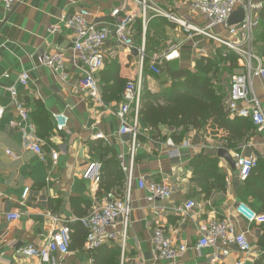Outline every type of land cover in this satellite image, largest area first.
Here are the masks:
<instances>
[{"label":"crops","instance_id":"obj_1","mask_svg":"<svg viewBox=\"0 0 264 264\" xmlns=\"http://www.w3.org/2000/svg\"><path fill=\"white\" fill-rule=\"evenodd\" d=\"M137 1L18 0L10 10H4L0 3V264H49L37 257L23 256L18 250L23 245L39 246L46 243L59 227V223L54 222L52 217L74 220L84 216L93 206L124 195L125 182L123 190L118 194L115 187L104 190L105 178L95 184L81 178L87 163H103L108 158L109 155L106 156L100 146L111 148L116 157L122 154L124 162L128 161L131 136L118 134L119 120L116 115L123 103L125 88L120 100H105L102 97L105 80L114 84L117 75L121 80L139 85L140 89L143 83L147 90L159 92L167 88L171 80L165 71L159 75L152 73L148 67L149 62L159 61V68L168 63L172 68L192 70L198 57L211 56L216 49L225 48L202 35H188L179 25L151 10L147 11L144 28ZM189 1L147 0L152 7L170 10L185 22L195 27H204L208 21L190 10ZM250 3L254 7H264V0H250ZM80 8L89 11L88 20L97 26L112 24L110 12L114 8L133 14L135 24L131 33L135 46L141 43L144 32L145 56L149 58L144 71L143 65H139L135 48H124L114 38L104 42L105 62L95 74L101 91L100 101L78 90L79 78L86 67L74 57L72 33L62 22ZM239 9L242 10L241 5L234 13ZM56 25V32L48 31L49 27ZM215 27L211 29L214 33L229 38L224 29ZM255 35L251 48L263 61L261 51L264 44L255 42ZM171 50L177 52L178 58L163 60V55ZM48 52L62 55L65 78L61 72H54L42 65L41 56ZM238 62L242 67V58ZM244 71L243 68L238 74ZM23 72L28 74L25 86L17 80ZM12 87L29 108L27 122H23L14 110L8 91ZM251 87L264 114V82L252 76ZM228 92L229 87L226 96ZM131 108L134 109V104H131ZM40 113L49 119L52 126L46 137H40L42 159L33 151L22 148L20 142L21 128L29 131L31 125L37 134ZM54 114H64L68 118L67 130H55L52 121ZM13 121L15 124L10 125ZM251 125L248 138L245 136L234 144L228 132L213 128L210 123L204 131L198 133L200 139H196L195 131L190 130L176 142L173 135H179L181 129L160 125L157 130H153L139 120L132 166L133 183L129 189L131 211L125 246L122 250L111 241L103 244L102 250L118 246V264H211L212 254L224 248L229 253L220 259V264H253L264 251L257 244L262 225L248 224L236 214L235 207L242 202L256 212L264 213L261 210L262 198L248 195L244 181L237 178L236 168H231L216 155L217 149L221 148L231 157L237 151L244 156L257 158L260 166L256 171L260 178L257 181H261L264 186V128ZM97 133H101L103 138H96ZM188 139L191 146L184 147L182 142ZM53 149L59 152L56 162L50 156ZM6 150H10L16 157L7 155ZM174 150H177L175 155L172 154ZM197 154L219 158L218 168L225 175V190H212L204 198L200 188L191 181L190 162ZM138 177H142L146 183H166L172 189L171 196L163 201L147 200L148 193L139 188ZM26 187L29 190L23 199L22 193ZM189 199H193L197 206L187 214L179 213L176 208ZM9 212H17L18 219L6 220L5 215ZM226 218L233 222L236 231L245 233L250 242V250L240 252L234 244L223 245L221 242H217L214 247L197 249L200 225L208 220ZM69 225V252L66 255L52 253L54 264H106V261H102V252L99 251L100 254L95 256L97 251L91 253L84 247V234L80 231L82 226L76 221ZM155 228L161 229L175 246H185V250L174 260L156 258L151 241ZM119 229L120 226L115 224L108 231L117 232Z\"/></svg>","mask_w":264,"mask_h":264},{"label":"built area","instance_id":"obj_2","mask_svg":"<svg viewBox=\"0 0 264 264\" xmlns=\"http://www.w3.org/2000/svg\"><path fill=\"white\" fill-rule=\"evenodd\" d=\"M18 0H0L4 10H10ZM140 6L139 17L143 26L147 21V11L151 10L154 14L159 15L166 20L179 25L188 35H202L212 42L223 46L244 60L242 67L244 73L235 74L230 81L229 92L224 99V109L231 118L239 117L250 120V122L259 128H264V114L259 105L258 99L252 92L251 77L254 76L264 82V63L259 56L253 52L251 42L254 34L257 32L260 21L258 12L261 6L254 7L250 0L244 3L242 0H190L188 5L190 10L204 16L208 21L202 27H195L181 18L177 17L170 10H162L158 7H152L147 0H138ZM243 9V19L235 24L229 25L228 19L234 13L235 9L240 6ZM90 13L85 8L76 10L71 16L62 20L63 25L72 33L73 53L77 61L83 64L86 69L78 81V90L86 94L93 100L100 101V86L95 74L103 67L105 62V54L103 50L104 42L109 38H114L115 42L124 48H135L139 65H143L145 57L144 32L142 33V41L138 46L133 44L132 26L135 21L133 14L121 9L114 8L110 12L113 19L112 24L97 26L88 20ZM220 26L225 30L229 38H225L211 29ZM58 26L48 28L49 32H56ZM178 58L175 50H171L163 55V60L170 61ZM43 66L48 67L54 72H61L63 78L64 62L61 54L56 52H48L41 56L40 59ZM254 62V63H253ZM159 61L152 60L149 62V70L155 75L161 73ZM253 63V64H252ZM18 83L25 86L28 81V74L23 72L18 77ZM10 99L17 115L23 122H27L29 118V108L25 102L18 97V92L13 87L8 89ZM140 86L128 83L123 91V103H121L116 115L119 120V135L129 134L131 136V145L127 163L123 160V155L118 154L117 159L120 162V168L125 173L126 191L122 197L106 200L102 204H97L90 208L88 213L76 219H61L56 216L52 217L54 222L59 223V227L49 237L46 243L39 246L33 244L23 245L18 252L23 256L37 257L41 261L54 264L51 258L52 253L66 255L69 252L71 243L70 223L79 222L85 231L84 247L86 249H96L106 242H115L124 249L126 242V229L128 226L129 214L131 211V202L129 189L133 183L132 166L134 160V146L136 144L137 135L139 134V119L137 109L139 104ZM134 104V109L131 108ZM54 128L57 131L67 130L68 118L64 114L53 115ZM15 122H10L14 125ZM96 138H103L101 133L95 135ZM20 142L22 148L33 151L39 158H43L42 140L39 139L30 125L27 131L21 128ZM170 144L172 142L168 141ZM226 143V141H224ZM184 147L191 146L190 140L182 142ZM6 154L12 157L14 154L10 150H6ZM172 154H177L174 150ZM59 152L55 149L50 151L51 160L56 162ZM232 158L235 163L237 178L245 181L251 171L257 166V158L253 156H244L242 153L234 151ZM101 176V162L92 161L87 163L81 173V178L90 183H98ZM137 184L139 188L145 189L148 193L147 200H166L172 194V189L166 183L148 182L146 183L142 177H138ZM29 188H24L22 198L24 199ZM2 193L0 192V198ZM193 199L186 200L183 205L178 206L176 210L179 213L187 214L196 207ZM159 210H155L158 212ZM236 214L248 224L262 225L264 224V213H258L245 203H238L235 207ZM6 220L13 221L18 219L17 212H9L5 215ZM118 224L120 229L117 232H110L108 228ZM200 237L197 240L196 248L214 247L217 242L223 245L234 244L240 252L250 250V242L244 232L235 230L233 222L229 219L208 220L199 227ZM152 244L157 259L174 260L185 246H175L171 239L164 232L155 228L152 234ZM228 250L222 248L219 252H215L210 257L211 264H220L221 258L227 256ZM236 264H241L237 262Z\"/></svg>","mask_w":264,"mask_h":264},{"label":"trees","instance_id":"obj_3","mask_svg":"<svg viewBox=\"0 0 264 264\" xmlns=\"http://www.w3.org/2000/svg\"><path fill=\"white\" fill-rule=\"evenodd\" d=\"M258 19L260 25L254 41L264 44V7L258 12ZM228 51L223 55L220 48H218L211 56L198 57L192 70L178 67L172 68L168 63L164 64L162 68L160 67V71H165V74L169 76L171 80L170 84L159 92H151L147 90L143 83L141 84L137 109L138 119L145 126L153 130H157L160 125L181 129L179 135H173L176 142H179L185 133L190 130L195 131L194 136L196 139H200L198 133L204 131L208 123L213 128L228 132L233 144L236 141H241L245 136L248 138L249 132L252 129L250 120L239 117L231 118L229 116L224 109V98L226 95L221 87H216L212 79L220 71V66H224L225 61L232 63L230 67L238 68L240 57L234 54L233 51L231 52L229 49ZM261 56L264 61V45ZM148 60L149 58L145 56L142 66L143 71L146 69ZM102 79L105 80L104 78ZM128 83L129 81L121 80L117 75L114 84H109V81L105 80L102 92L103 99L120 100L121 92ZM39 116H41V113ZM38 119L37 135L39 138H44L52 126L49 119L45 116H41ZM100 148L106 156L109 155L101 163L100 181L105 178L104 190L115 187L118 189V194H120L125 182V175L120 168V163L111 148L107 146H100ZM218 161L219 158L215 156L197 154L190 162L192 168L191 181L194 182L195 186L200 188V192L204 194V198H207L212 190H225V175L219 171ZM259 167L257 160V166L251 171L244 184L248 195L262 198L263 205L261 210L264 211V186H262L261 181H257L260 178L256 174ZM79 227L81 228L80 225ZM80 231L85 236L84 229L81 228ZM257 244L264 250V224H262V232ZM99 248L88 249V252L94 253L97 251L95 256H98L100 251L103 255L102 261H106V264H118L117 258L120 255L118 246L106 250H102L103 248L101 247ZM253 264H264V251Z\"/></svg>","mask_w":264,"mask_h":264},{"label":"rangeland","instance_id":"obj_4","mask_svg":"<svg viewBox=\"0 0 264 264\" xmlns=\"http://www.w3.org/2000/svg\"><path fill=\"white\" fill-rule=\"evenodd\" d=\"M215 28H218V27H215ZM220 50H221V52H222L223 55L226 54V52H229L228 49H226V48H220ZM234 54H236V53H234ZM242 61L244 62L243 59H242ZM231 64L232 63L230 61H225L224 66H220L221 69L216 74V76H213L212 77V79H213L214 84L216 85V87L217 86H218V88L221 87V89L225 93V95L227 94V91H228V87L230 85L231 78L235 74H238V73H240V72L243 71V68L239 65L240 62H238V65H239L238 68H235V67L232 68V67H230Z\"/></svg>","mask_w":264,"mask_h":264},{"label":"water","instance_id":"obj_5","mask_svg":"<svg viewBox=\"0 0 264 264\" xmlns=\"http://www.w3.org/2000/svg\"><path fill=\"white\" fill-rule=\"evenodd\" d=\"M243 14H244L243 13V9L242 10L241 9L237 10L235 13H233L229 17L227 23L229 25H232V24L240 22L243 19ZM216 155H217V157L222 158L223 160H225L230 165V167L234 169V167H235L234 160L231 157V155L229 153H227L224 149H221V148L217 149Z\"/></svg>","mask_w":264,"mask_h":264}]
</instances>
